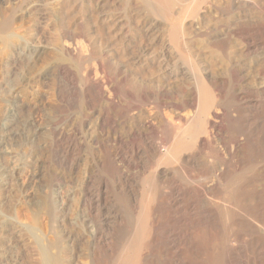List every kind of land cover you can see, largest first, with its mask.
<instances>
[{"label": "bare ground", "instance_id": "obj_1", "mask_svg": "<svg viewBox=\"0 0 264 264\" xmlns=\"http://www.w3.org/2000/svg\"><path fill=\"white\" fill-rule=\"evenodd\" d=\"M12 5L0 12V34L7 44L10 39L17 40L12 39L15 37L11 29L12 13L16 9ZM15 5L19 9L17 18L23 22L30 16L29 10L47 8L49 26L55 35L53 51L67 59L57 67L65 80L64 87L57 85V98L69 112L70 129L67 134L63 128L55 133V164L68 172L76 170L74 155L85 140L102 152L100 159L86 160L89 163L79 189L81 201L91 216L94 215L95 220H90L98 224L95 232L90 230L93 243L81 254L84 260L64 258L70 252L67 249L69 253L64 256L62 239L51 242L41 235L39 213L31 216L17 209L16 216L27 219L33 232V240L27 246L31 257L26 258L27 264H141L145 259L143 252L151 250L159 238L155 232L160 220L172 221L173 214L177 216L175 212L180 210L190 214L198 228L204 227L200 228V235L195 230L194 242L190 243V235L194 233H189L188 241L178 238L187 243L192 255L205 254L210 264L212 254L208 243L218 233L221 237L217 240L228 246V226L239 216L231 213L232 208L240 212L238 209H243L249 189L256 190L257 183H264V165L260 164L264 157V0H17ZM24 29L31 33L29 27ZM77 73L81 75L80 90L76 84ZM186 109L192 113L184 115ZM111 112H116L115 118ZM95 114L99 115L97 121L90 123ZM175 121H180L182 126L174 127ZM102 133H107L104 142L96 136ZM160 134H163V149L156 142ZM63 141L66 146L61 155L58 149ZM250 150L254 151L251 158L255 159L251 160ZM191 151L198 155L207 151L212 161L206 165L199 156H186ZM141 152L145 156L143 164L149 163L153 156L157 165L143 182L146 189L138 211L140 216H137L141 236L123 247L119 259L116 256L114 259L117 222L107 215L106 202L102 203L109 192L108 184L98 180L97 184L94 170L102 166L118 178L123 209L135 212L137 204L131 200L129 181ZM174 165L185 176L200 182L187 191L192 200L197 199L194 202L181 200L182 189L175 184V172L170 169ZM253 165L255 172L245 186L246 181L240 179L246 167ZM162 166L167 168L162 170ZM199 200L204 204L200 205ZM52 202L44 208L50 220L55 217V211H63L60 203L64 205L67 199ZM260 205L251 212L246 207L249 211L244 212L259 220L260 224L254 226L263 231L264 206L260 208ZM211 221L212 224L219 222L217 233L206 225ZM242 223L246 219L239 224ZM248 223L250 227L254 222ZM169 236L167 250L172 254V264H191L178 258L182 256L179 244L183 241L178 244L180 240L174 234ZM74 237L68 234L66 239L74 242Z\"/></svg>", "mask_w": 264, "mask_h": 264}, {"label": "rangeland", "instance_id": "obj_2", "mask_svg": "<svg viewBox=\"0 0 264 264\" xmlns=\"http://www.w3.org/2000/svg\"><path fill=\"white\" fill-rule=\"evenodd\" d=\"M16 3L17 0H12V1L0 0V12L4 8L11 7L12 4H13L12 7H14L13 10L15 8L17 9V10L15 9L13 11L14 13H12V17L14 16L13 17L14 20L11 28L13 31L12 34L15 36L12 39H17V40L13 41L10 39L11 40V41L9 40L10 43L9 41H7L9 44L8 45L7 43H3V38H2L3 36L0 34V216H1L0 217V248H1L0 264H4V263L27 264L29 263V261H27L26 258L28 260L31 259L29 254L30 250L27 247L28 243L33 240V238L31 237L33 235L32 234L33 232H30V228H29L31 227V224L28 223L27 219L25 220L22 217L23 219L21 218L20 220V218L16 216L17 209H19L21 213L29 212L31 216L34 215L35 213H39V217L41 221L40 222L41 225H39L40 226L39 230L43 231L42 234L39 231L40 232V233L38 232L39 235L40 234L43 235L48 240H51V242L56 241L57 238L60 237V239H62L60 240L61 245L63 247V251L65 252L64 256L66 253L70 252L64 258L67 259L73 258L78 261H81L84 260L81 257V254L86 252L85 249L88 250L90 248L91 242L93 243V240L91 239V236H89V233L91 235L93 232H95L98 224L97 221H92L95 220L94 215L91 216L89 211H87L88 210L87 206L81 201L82 195L80 190L82 187L83 177L86 170L85 166L86 164L88 165L89 163L86 160L89 161L91 159L98 160L100 159L99 157H101L102 152H99V150H95V148L92 147L90 143L87 142V140H85V143H83L84 145L82 144L81 148L77 150L74 155L76 156L74 158H77L76 170H74L73 172L71 171L68 172L69 170H66L64 167L62 168L59 167L57 164H55L56 162L54 159L55 157L54 154L57 149L55 142L56 139L55 133H57L60 128L61 129L63 128L62 130H64V133L67 134L66 132H68V130L70 129L69 112L64 109L63 105L57 98L58 86L59 85L63 87L65 86L64 77L61 74V72H59V69L57 67L59 66V63L60 65L65 64L67 59H65L66 57L65 55L63 56L61 54H56V52L53 51L55 45V38H54L55 35L53 34L49 26L51 22L49 20V17L47 16V12H48L47 8L43 7V8H35L33 10L32 9L29 10L30 16H27V20H26L27 23H26L25 20L23 22V20L17 18L19 17L18 16L19 9L17 7L18 5H15ZM6 4L8 5V7H6L7 6ZM0 20H2V17H0ZM28 20H30V22ZM33 21L36 22V25ZM28 27L29 30L32 29L31 33H26L24 28L27 29ZM33 28H35L36 31ZM27 35H29V37ZM11 43L14 44L12 45ZM7 45L9 47H7ZM76 84L79 90L82 89L80 73H77ZM189 113H192V110L186 109L183 112L184 115H188ZM98 116H99L98 114H95L92 117L90 123L93 122L95 123V121H97ZM111 116L112 118H115L116 112H111ZM173 125L174 127H181L182 123L180 121H175L173 122ZM119 130H121L120 132H123L122 127H120ZM96 136L99 141L104 142L105 139L107 138V133L97 134ZM161 136L163 137V134H160L157 137L159 140L156 138V142L160 143L163 149L164 143L162 142ZM77 138L79 141H81L80 140L81 136H78ZM61 144H60L61 147L58 150L59 153L63 155V148H65L66 142L63 141ZM249 152L251 153L250 158L251 156H254L253 154L254 151L250 150ZM201 153H203V155ZM201 153H199L201 155L200 156L198 154H195V152L191 151L188 152V154L186 153V156H189L190 154L196 155V158L197 156H199L200 157V158L198 157L199 160H201L204 164L208 165L210 161H212V157L210 155L207 156L208 155L207 151H202ZM252 158L255 159V157ZM262 158H263L262 161L263 163L261 162L260 164L264 165V157ZM152 159L155 158L153 156L152 157L150 156L149 160L151 161H148L149 163L143 164V162H145V156L141 152L140 154H138V158L136 160L139 162L137 168L131 170L130 172L131 175V180L129 181V188H131L130 197L133 204L135 205L137 204V209L135 210V212H129L123 209V204H121L123 202H121L122 197L120 194L122 190L120 186L122 187V185L120 184V182H118L119 181L118 178L115 175L106 172V170L102 168V166H99L100 168L98 167L97 169L94 170V175L96 177L97 184L99 182L108 184L109 192L105 195V198L102 200V203L106 202L105 204L107 206L105 211L107 215H109L111 220L113 219L112 220L113 222H117L116 223L117 232L115 235L116 238H115L114 252H113L114 259L115 256L116 259H119L118 257H120L121 253H123V249H124L123 247L131 244L132 242H134V240H136L137 237L140 238L141 236V231L139 227L140 224L137 216L138 217L140 216L138 211H140L139 209L144 193L143 191L144 189H146V186L143 183L145 181L144 179L147 176L148 177L150 176L151 171H153L155 167L157 168V165L155 164L156 160H152ZM160 168L163 170L164 168L167 167L162 166ZM177 168L179 169V166L174 165L171 166L170 169L171 171L174 170L175 172V176H176L175 184L179 185L182 189L181 200L183 201L185 200V202H192L193 200H197V199L192 200L191 193L190 192L187 193V191L188 190L190 191L194 189V187H197L200 184V182L198 180L190 178V176L188 177L186 175L187 176L186 177L180 170L178 171ZM246 168L247 169H245L242 178L240 179L243 182L246 181L244 183L245 186L252 178L251 174H254L255 172L254 165L248 166ZM247 170L248 172H246ZM70 173H72V175ZM54 176L57 177V179ZM193 180L195 181L193 182ZM256 185H259L258 187L261 186V188L256 187V190L248 188L250 191L247 189V192L248 191L249 192L247 193L246 196L247 199L244 203L243 209L244 208L245 209L244 210L242 209L243 211L238 209L240 212H237L234 210V208H232L233 212L231 213L232 214L237 213L239 214V216H238V220L234 221L232 224L228 226L230 231V232L228 231L230 237L228 239V246L225 245L224 247L223 244H221V242L217 240V239L220 240L221 237L219 236L220 234L217 233L218 230L217 225L219 222L216 224L215 223L212 224L213 221H211V223L206 224L210 226V227L208 226V228L211 229L213 228L212 230L215 231L218 235V236L216 235V238L214 237L212 239L213 241L216 239L215 241L217 243L215 241L214 243L212 240L211 242L208 243L209 249L211 250L210 253L212 254V257L210 259V264H223V263L224 264H264V230L263 231L257 230L254 225H256L255 223H258L257 221L259 220L255 221L254 217L248 216L249 213L247 214L246 212H244L245 210L246 211L250 210L249 212H251V209L255 210V206L258 204L260 205V203H261L260 208L261 206H264V191H263L264 183L259 182ZM167 191L169 190L167 189ZM248 195L250 199L252 200L255 199L254 203H251L252 200L248 199ZM55 197H57V199H55ZM63 197L67 199L66 203L68 204L64 203L63 205L62 203H60L61 204L60 210L63 211L59 213L55 211L54 213L56 215L53 214V216L55 217L53 219L51 218L50 220V214L48 216V214H46L47 213L46 209L44 210V208L50 206L47 204H51V202L54 200L63 201L64 200ZM190 199L192 201H190ZM249 202L250 204H248ZM200 203H201L200 205L204 204L202 201H200ZM249 205L251 206V208ZM246 207H248L249 210ZM178 208L181 209L180 206H178ZM39 209L41 210L38 212ZM174 209L176 211L177 208L174 207L173 212H175ZM181 212L182 210L175 212L177 213V216L173 214V217L175 216L176 218L174 217L173 218L174 220L172 219V221L171 219H169L168 222H165L167 218L166 219L164 218L165 221L162 219L164 222L163 223L162 220H160V223L158 225L159 227L156 228L157 231L155 230L156 231L155 236L159 237L158 239H156L157 237H155V239L158 242L157 244H155L156 243L155 240V243H153L151 247L152 249L150 248L151 250H146V252L145 251L143 252L144 258L147 259V262L144 259L141 264L174 263L173 262L174 260L171 261L172 254L170 253V251H168L169 249H168L167 241L169 240L170 237L169 233L170 235L174 234V236L177 237L178 241L180 240V238H186L185 240L187 239L189 240V238L192 237L191 238L192 241H190V243L194 242L195 240L193 239L196 236L195 230L198 229L197 231H199L198 234L200 235L201 233L200 228L204 226L198 228L194 222H193L194 224L192 223L193 219L190 216V214H186L184 211L181 214ZM254 215L256 216V214ZM262 215L264 216V214ZM242 218L246 219V223H242L240 225L239 223H241V221L243 220ZM54 220L56 221L54 222ZM249 220L250 223L254 222L252 224L253 226L252 225L250 227L248 226ZM84 223H86L88 226ZM90 223L92 224L90 225ZM258 224H260V222ZM6 225L8 227H6ZM90 230L93 232H91ZM181 231L182 232L184 231L183 234ZM179 232L182 235H179L180 234ZM185 232L186 235H184ZM189 233L190 234L194 233V234L191 236ZM68 234L72 235L73 237L75 236L74 237L76 239L75 240L76 242L74 241L75 243L73 241L72 242L69 241L68 238H67L68 240L66 239V236H68ZM26 235L29 236L27 237ZM14 236H16L17 238ZM87 236H89L90 239ZM66 242L68 243L67 244L68 247L66 245ZM178 244L180 246L182 245L181 246L182 248L180 247L181 249L180 253L182 252L181 253L182 256H179L178 258L180 259L182 258L187 262L189 261V263L191 264H208L207 257L205 256V254L203 256H199L196 254L192 255L188 250L189 248L187 247V243L184 242V240L182 239L180 240V242H178ZM216 244H218L219 246ZM72 245L73 246L75 245V247H73ZM26 247L27 249L24 250L22 249ZM67 249L69 252L67 251ZM73 250L74 252H72ZM153 251L156 253H154ZM202 254L203 253H201L200 255ZM222 257L224 259H222ZM13 258L15 260V263L11 262ZM2 259L4 262L2 261Z\"/></svg>", "mask_w": 264, "mask_h": 264}]
</instances>
